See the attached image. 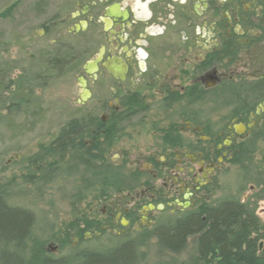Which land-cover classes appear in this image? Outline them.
I'll list each match as a JSON object with an SVG mask.
<instances>
[{
    "label": "flooded vegetation",
    "instance_id": "af4514ba",
    "mask_svg": "<svg viewBox=\"0 0 264 264\" xmlns=\"http://www.w3.org/2000/svg\"><path fill=\"white\" fill-rule=\"evenodd\" d=\"M66 1L49 17L34 11L38 38L52 36L54 63L63 67L86 59L84 74L103 80L115 101L99 98L100 120L81 121L91 136L82 135L80 159H102L104 140L147 133L161 143L140 155L141 191L125 208L121 200L106 204L102 228L148 226L155 212L187 214L220 202L208 200L223 164L240 162L247 138L264 132V0ZM47 5L56 8L55 0ZM78 80L79 102L87 101L93 91Z\"/></svg>",
    "mask_w": 264,
    "mask_h": 264
},
{
    "label": "rangeland",
    "instance_id": "374dc122",
    "mask_svg": "<svg viewBox=\"0 0 264 264\" xmlns=\"http://www.w3.org/2000/svg\"><path fill=\"white\" fill-rule=\"evenodd\" d=\"M48 2L0 0V74L9 87L0 88V188L11 205L29 209L36 216L35 250L41 248L55 258L73 262L85 251H106L118 243L140 239L146 244L137 251L145 254L139 264H202L199 235L189 236L180 252L162 249L152 235L155 224L181 215L171 207L154 213L155 224L140 227L139 220L126 228L120 222L115 229L102 228L106 204L121 200L125 208L129 195L141 191L146 177L138 169L145 163L140 155L161 144L158 140L147 133L133 139L124 137L120 143L104 140L103 158L87 162L80 159L78 149L51 152L50 145L70 122L90 124L89 115L100 120L104 110L97 100L107 103L114 99L102 79L95 84L84 74L80 65L86 59L76 68L63 67L59 60L54 63L56 54L49 43L52 36L39 39L41 21L32 22L31 16L42 11L49 17L65 9L67 1L55 0L56 8H49ZM26 21L30 23L28 33ZM81 76L93 91L83 102H79ZM83 134L88 139L91 136L88 131ZM247 139L244 158L237 163L225 161L217 175V189L208 201L213 204L227 196L239 197L242 203L250 201L264 224V132ZM260 244L264 246V241ZM208 259L218 262V250Z\"/></svg>",
    "mask_w": 264,
    "mask_h": 264
},
{
    "label": "trees",
    "instance_id": "16d2710c",
    "mask_svg": "<svg viewBox=\"0 0 264 264\" xmlns=\"http://www.w3.org/2000/svg\"><path fill=\"white\" fill-rule=\"evenodd\" d=\"M4 80L0 74L1 90L9 88ZM82 135V125L71 122L50 145L51 152L83 149ZM8 198L0 188V264H139V260H145V254L137 252L139 246L146 244L140 239L118 243L106 251H85L73 262L71 258H55L41 248L35 250L36 216L29 209L11 205ZM255 212L256 205L250 201L242 204L237 198H224L217 204L203 205L159 222L151 232L158 245L170 252H180L188 236L200 234L198 251L202 264H264V246L260 247L264 224ZM215 249L219 260L213 263L208 256Z\"/></svg>",
    "mask_w": 264,
    "mask_h": 264
},
{
    "label": "water",
    "instance_id": "95a60500",
    "mask_svg": "<svg viewBox=\"0 0 264 264\" xmlns=\"http://www.w3.org/2000/svg\"><path fill=\"white\" fill-rule=\"evenodd\" d=\"M83 81V83H84V85L86 84V82L84 81V80H82ZM151 208H152V206H151ZM159 208H162V205H160L159 206ZM123 222H125L126 223V221L124 220Z\"/></svg>",
    "mask_w": 264,
    "mask_h": 264
}]
</instances>
